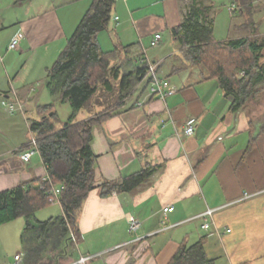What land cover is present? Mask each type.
<instances>
[{
	"label": "crops",
	"instance_id": "1",
	"mask_svg": "<svg viewBox=\"0 0 264 264\" xmlns=\"http://www.w3.org/2000/svg\"><path fill=\"white\" fill-rule=\"evenodd\" d=\"M91 3L0 0V101L22 104L24 112L9 115L15 125L22 116L27 131L19 145L0 146V192L50 178L39 152L30 162L22 159L31 133L28 120L38 118V106L53 104L56 96L46 88L47 69ZM192 3L206 10L216 42L255 41L263 45L264 63V0H116L108 29L98 36L102 51L134 46L176 93L166 100L151 96L145 78L115 114L93 126L96 188L76 220L68 223L67 253L52 251L41 264H71L80 255L96 253L101 254L91 264H169L182 245L198 242L215 264H264V84L233 111V98L205 67L184 59L173 29L184 22ZM232 6L234 13L228 10ZM20 33L24 38L19 47L9 50L11 39ZM156 33L162 39L151 47ZM3 52H13L20 64L5 63ZM102 111L98 107L95 114ZM92 116V111L83 110L76 121ZM190 117L199 121L195 134L177 135ZM148 163L156 171L132 192L101 194L104 182L120 181ZM170 205L174 211L165 214L163 209ZM208 208L221 209L204 230L203 221L191 218ZM60 209L49 218L63 216ZM130 218L138 223L135 230ZM18 220L0 226L4 237L13 232L14 243L25 229V221ZM16 255L25 264V248L16 251L11 262L0 258V264H15Z\"/></svg>",
	"mask_w": 264,
	"mask_h": 264
},
{
	"label": "trees",
	"instance_id": "2",
	"mask_svg": "<svg viewBox=\"0 0 264 264\" xmlns=\"http://www.w3.org/2000/svg\"><path fill=\"white\" fill-rule=\"evenodd\" d=\"M115 3L116 0H92L65 48L47 69V90L70 104L72 117L59 123L54 105L49 104L38 106V118L29 120L30 132L38 139V151L48 166L50 180L63 188L60 200L64 215L46 221L36 218L37 212L53 204L42 188L50 185L42 179L0 192V226L25 219L22 236L25 264H41L52 251L63 248L68 223L76 220L83 202L96 188L97 156L91 147L92 128L115 114L135 86L147 78L149 63L134 46H117L109 53L101 49L98 36L108 29ZM213 28L206 10L192 3L184 22L173 29V34L181 43L184 59L191 66H204L226 96L233 98L231 109L236 111L256 92L258 85L264 84L263 45L250 39L216 42ZM240 69L245 71L243 76ZM146 83L149 86L148 78ZM98 107L103 111L95 114ZM83 110L92 111L94 116L74 121L73 117ZM155 171L156 167L148 163L120 181L104 182L101 194L132 192ZM57 226L61 229L55 241ZM169 264H215V260L198 242L182 245Z\"/></svg>",
	"mask_w": 264,
	"mask_h": 264
},
{
	"label": "built area",
	"instance_id": "3",
	"mask_svg": "<svg viewBox=\"0 0 264 264\" xmlns=\"http://www.w3.org/2000/svg\"><path fill=\"white\" fill-rule=\"evenodd\" d=\"M229 12L234 13L236 11V8L234 6L228 8ZM118 19V17L116 18ZM24 38L23 33H20L16 36H14L9 45V50H15L19 47L22 39ZM162 39L161 34L156 33L150 43L151 47H156ZM240 74L243 76L245 74V71H240ZM149 80V94L151 96H156L161 100H166L168 97L174 95L176 93V89L172 87L170 81L168 79L161 78L157 71L156 67L152 64H149V69L146 76ZM2 104L5 106V108L10 112L14 113L16 111L22 110V104L17 102H10L8 99H4L2 101ZM199 125V121L196 117H190L186 120L183 130L181 133H178L179 136L184 137H191L195 134L196 129ZM25 149H23L21 156L24 162H30L31 158L38 153V139L30 133L28 141L24 145ZM44 182H47L50 187L46 188L45 185L42 186L43 189L46 190L47 195L49 196V201L53 204H59L61 206V191L62 187H58L52 184L50 178L43 179ZM250 195L246 194L245 198H249ZM221 208L214 209V208H208L205 212L192 217L191 220H200L203 221L201 228L204 230H208L211 226L209 219H213V216L215 213ZM174 211L173 206H167L163 209V212L165 214L172 213ZM130 224H131V230H135L138 223L135 219L130 218ZM229 231V230H228ZM101 253L96 254H83L80 255L79 258L74 261L71 264H91V262L96 259ZM22 262V256L16 255L15 256V264H21Z\"/></svg>",
	"mask_w": 264,
	"mask_h": 264
},
{
	"label": "rangeland",
	"instance_id": "4",
	"mask_svg": "<svg viewBox=\"0 0 264 264\" xmlns=\"http://www.w3.org/2000/svg\"><path fill=\"white\" fill-rule=\"evenodd\" d=\"M10 53L11 54H9V56H7V54H5V52L1 53L2 54L1 56L4 59L7 57V60L5 61V63H7L8 61L11 60L10 62L15 61V64H20V59L19 58L15 59L13 52H10ZM3 63L4 62H2L0 60V66H2ZM47 95H49V94H47ZM1 99H2V96H0V100ZM43 103H45V101L42 100L41 104H43ZM52 103L55 107V110L58 113L59 123L66 122L72 117L73 111H72V108L68 102H63L60 99V97L56 96V97H53ZM23 110L24 109L22 108V110H19V111L24 112ZM7 111L8 110H6L5 106L3 104H1V101H0V146H2V147L8 146V145L9 146L10 145L11 146L19 145L22 142V140L25 139L26 134H27L26 124H25V120H23V117L20 116L21 118H20V120L18 119L17 125L12 124L11 123V117L12 116L9 115V111L8 112ZM80 114H81V112H79L77 115H75L73 117V120L76 121L80 117ZM29 118L31 119V117H29ZM29 120H28V122H29ZM55 211H57V213H55ZM60 212H61V209H60L59 204H48L41 211L37 212L36 218L39 220H45L51 216V215H49L50 213L59 215ZM20 219L22 221H25L24 218H20ZM10 223H13L12 225H15L18 222L13 221ZM60 229H61L60 226L56 227L55 231H57L56 232L57 235H55V236H57V237H55V241H56V238L59 237L58 235L60 234ZM23 234H24V230L22 233H19V235H17L15 237V243H14V241H11L12 240L11 236H13V232H12V234L10 233V235H5V237H4V236H2L1 231H0V256H2L0 258H1L3 263L13 261L15 252L20 250V249L23 250V248L25 247V245L23 244V241H22ZM20 235H21V240L19 237ZM8 237H10V240L8 239ZM17 237L19 238L18 239L19 242L17 240ZM67 242L69 244L71 243L70 239L68 240L67 238H65L63 241V248L58 249V250H60L61 255H64L65 253H67ZM54 244L55 243H53V245ZM62 251L64 253H62ZM55 255H58V254H55Z\"/></svg>",
	"mask_w": 264,
	"mask_h": 264
},
{
	"label": "water",
	"instance_id": "5",
	"mask_svg": "<svg viewBox=\"0 0 264 264\" xmlns=\"http://www.w3.org/2000/svg\"><path fill=\"white\" fill-rule=\"evenodd\" d=\"M51 115V114H50Z\"/></svg>",
	"mask_w": 264,
	"mask_h": 264
}]
</instances>
